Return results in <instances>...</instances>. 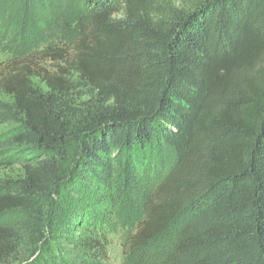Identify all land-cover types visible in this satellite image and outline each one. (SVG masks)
I'll return each instance as SVG.
<instances>
[{
  "label": "trees",
  "instance_id": "obj_1",
  "mask_svg": "<svg viewBox=\"0 0 264 264\" xmlns=\"http://www.w3.org/2000/svg\"><path fill=\"white\" fill-rule=\"evenodd\" d=\"M175 1L0 0V264H264V0Z\"/></svg>",
  "mask_w": 264,
  "mask_h": 264
},
{
  "label": "rangeland",
  "instance_id": "obj_2",
  "mask_svg": "<svg viewBox=\"0 0 264 264\" xmlns=\"http://www.w3.org/2000/svg\"><path fill=\"white\" fill-rule=\"evenodd\" d=\"M173 3L177 6H181L178 1L173 0ZM32 48V47H31ZM42 47H39L41 49ZM27 47L13 42L12 40L4 41L0 39V63L8 60L13 56L24 55L26 53ZM37 49V48H35ZM36 85L47 90L45 84L35 79ZM85 90V89H84ZM90 95H82V97L77 98V103H81L84 100L90 98ZM0 99L6 100L7 96L0 92ZM12 127V124L1 125L0 132L5 131ZM24 173L23 169L19 165H13L4 168L0 171V181L16 179L22 176ZM130 227H118L117 229H112L109 231L110 238V261L112 264H158V257L156 252L163 245V242H156L152 246L146 249H132L131 243L129 242ZM29 257V255H27ZM32 259V258H31ZM13 264H25L24 258L16 261Z\"/></svg>",
  "mask_w": 264,
  "mask_h": 264
}]
</instances>
